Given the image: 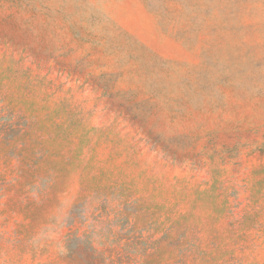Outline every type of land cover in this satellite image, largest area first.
Wrapping results in <instances>:
<instances>
[{"label": "rangeland", "instance_id": "obj_1", "mask_svg": "<svg viewBox=\"0 0 264 264\" xmlns=\"http://www.w3.org/2000/svg\"><path fill=\"white\" fill-rule=\"evenodd\" d=\"M0 264H264V0H0Z\"/></svg>", "mask_w": 264, "mask_h": 264}]
</instances>
